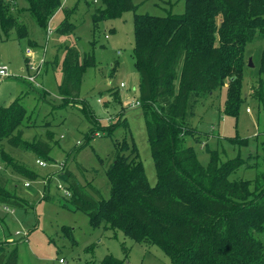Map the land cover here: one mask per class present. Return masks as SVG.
<instances>
[{"label": "trees", "instance_id": "1", "mask_svg": "<svg viewBox=\"0 0 264 264\" xmlns=\"http://www.w3.org/2000/svg\"><path fill=\"white\" fill-rule=\"evenodd\" d=\"M22 1L27 5L25 12L41 28H48L61 8V0ZM183 1L180 15L134 14L133 18L139 108L145 119L156 185H149L133 141L129 146L124 138L115 144L117 153L106 172L108 198L90 184H77L65 170L57 176L70 196L47 192L44 199L85 213L92 227L103 223L105 229H117L139 244L158 247L172 264H264V172L252 180L236 179L239 160L220 163L217 153L210 152L208 164L202 166L192 147L184 143V136L195 134L190 119L196 103L224 87L225 81L221 114L237 115L245 98L241 86L246 46L257 35L264 39V0ZM3 2L0 0V23L5 34L15 30L17 40L26 37L25 25L6 13ZM135 9L132 0H102L92 21L97 24ZM63 13L64 20L55 29L58 35L69 34L74 28L69 21L73 9ZM90 67H94L92 55L87 54L80 63L76 47L65 46L58 85L61 107L78 102L83 74ZM259 73L264 74L263 58ZM110 97L119 103L114 92ZM258 97L259 106L264 107V94ZM104 107L108 109L109 102ZM88 114L90 136L100 129L110 134L116 126L124 125L122 110L119 119L105 128ZM25 118L19 99L0 106V142L5 140L10 147L52 161L53 133L47 132L46 140L23 141L20 127ZM1 157L17 177L38 179L25 165L6 154ZM0 205L24 212L31 208L1 186ZM62 229L64 236L70 237ZM0 264H17L16 249L7 255L0 252ZM99 264L122 261L106 256Z\"/></svg>", "mask_w": 264, "mask_h": 264}, {"label": "rangeland", "instance_id": "2", "mask_svg": "<svg viewBox=\"0 0 264 264\" xmlns=\"http://www.w3.org/2000/svg\"><path fill=\"white\" fill-rule=\"evenodd\" d=\"M132 2L136 6L134 11L94 24L92 15L102 6V0H61V8L48 23L50 34L47 27H39L25 12V2H3L7 5L6 13L25 25L26 37L17 40L15 30L5 34L0 23V65L7 67L9 74L0 79V106L7 107L19 99L26 111L20 127L23 141L46 140L47 132H51L56 142L49 154L52 161L10 147L5 140L0 142V186L31 205L27 212H11L0 205V252L7 255L16 249L17 264H99L106 256L122 264H172L158 247L139 244L117 229H105L103 223L92 227L85 213L44 199L47 192L56 197L62 195L57 186L65 188V183L57 175L65 170L77 184H90L103 198H108L110 183L106 172L117 153L115 144L124 138L129 146L133 141L149 185H156L145 119L139 108L140 77L134 65L133 18L134 14L180 15L184 1ZM65 9H73L69 21L74 28L69 34L58 35L55 29L64 20ZM65 46L76 47L80 63L87 54L92 55L94 67L83 74L78 102L61 107L58 85L62 80ZM27 49L32 52L31 57L26 55ZM262 58L264 39L257 35L245 49L241 86L245 98L237 115L221 114L226 99L225 81L224 87L198 100L190 119L195 134L184 136L185 146L192 147L202 166L208 164L210 152L217 153L220 163L239 160L236 179L252 180L264 172V107L258 104V96L264 94V74L259 73ZM42 60L45 61L40 65ZM30 66L38 68L33 83L27 80ZM111 92L119 103L111 100ZM107 102L109 108L105 109ZM87 110L103 128L119 119L122 110L124 125L116 126L110 134L100 129L97 135L90 136ZM2 154L37 173L38 179L27 181L14 175ZM37 158L46 166L39 167ZM26 182L29 187H25ZM63 227L70 237L64 236Z\"/></svg>", "mask_w": 264, "mask_h": 264}, {"label": "built area", "instance_id": "3", "mask_svg": "<svg viewBox=\"0 0 264 264\" xmlns=\"http://www.w3.org/2000/svg\"><path fill=\"white\" fill-rule=\"evenodd\" d=\"M47 33L50 34V29L49 28H47ZM26 55L31 57L32 56V52L29 49H27L26 50ZM43 63H44V61L42 60L40 65H42ZM29 69L31 70V74H30V76L27 77V80L29 82L33 83L34 82V74H36L38 72V68L30 66ZM8 77H9V74H8L7 67L0 65V79H5V78H8ZM35 162H36V164L39 167H45L46 166V163L44 161H42V160L37 159ZM25 186L26 187L29 186V182H26ZM57 189H61L62 190V196H65V197L70 196L69 191H67V189L62 187L61 185H58ZM59 262L60 263H64V260L60 259Z\"/></svg>", "mask_w": 264, "mask_h": 264}, {"label": "crops", "instance_id": "4", "mask_svg": "<svg viewBox=\"0 0 264 264\" xmlns=\"http://www.w3.org/2000/svg\"><path fill=\"white\" fill-rule=\"evenodd\" d=\"M63 57H64V55H63ZM44 61H45V60H44ZM61 99H62V98H61ZM25 187H26V186H25ZM27 187H29V186H27ZM43 198H44V197H43ZM5 209H6V210H9V211H11V212H14V211H19V210H12V209H8V208H6V207H5Z\"/></svg>", "mask_w": 264, "mask_h": 264}, {"label": "water", "instance_id": "5", "mask_svg": "<svg viewBox=\"0 0 264 264\" xmlns=\"http://www.w3.org/2000/svg\"><path fill=\"white\" fill-rule=\"evenodd\" d=\"M248 64H249V67H251V66H252V65H251V61H250V60L248 61Z\"/></svg>", "mask_w": 264, "mask_h": 264}]
</instances>
